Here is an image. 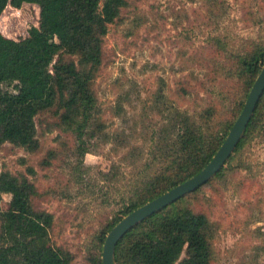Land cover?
Instances as JSON below:
<instances>
[{"label": "trees", "instance_id": "1", "mask_svg": "<svg viewBox=\"0 0 264 264\" xmlns=\"http://www.w3.org/2000/svg\"><path fill=\"white\" fill-rule=\"evenodd\" d=\"M201 2L206 8L203 29L214 26L217 31L230 2ZM257 3L260 8L264 5L255 2L256 9ZM24 4L36 6L39 27H30L25 38L15 40L9 30ZM129 6L128 0H0V147L10 143L32 154L39 152L36 118L49 116L52 129L74 136L78 165L92 139L110 143L118 151L125 149L120 160L130 167L126 174L115 164L111 174L101 173L113 188L121 178L122 192L116 214L100 225L94 237L88 264H102L105 237L124 216L210 162L264 65L263 33L256 38L239 37L242 43L233 46L229 35L209 34V85L198 81L194 89L179 86L176 94L183 100L198 99L202 90L211 95L210 102L191 113L170 100L160 86L132 127L110 133L101 121L93 85L103 65L108 27ZM218 82L228 85L219 88ZM222 114L227 117L221 118ZM256 138L264 140V91L242 139L220 171L196 191L129 230L115 247L116 264H215L213 226L207 214L195 211L191 203L204 186L225 177L227 165L243 166L242 152ZM60 153L56 147L47 149L42 166L51 167ZM33 174L31 167L18 174L0 169V199L8 194L13 205L0 209V264H74L68 250L50 243L54 218L33 205L37 196L29 179ZM24 229L33 235L32 246L20 240Z\"/></svg>", "mask_w": 264, "mask_h": 264}, {"label": "rangeland", "instance_id": "2", "mask_svg": "<svg viewBox=\"0 0 264 264\" xmlns=\"http://www.w3.org/2000/svg\"><path fill=\"white\" fill-rule=\"evenodd\" d=\"M128 1L130 6L121 19L108 27L103 65L93 85L101 121L110 133L132 127L160 86L170 100L191 113L210 102L211 95L202 90L198 99L188 96L183 100L176 94L179 86L194 89L198 81L209 85V34L229 35L234 40L232 46L242 43L239 37L264 36V5L260 8L257 3L258 9L254 7L255 2L264 0H227L230 8L218 21L217 31L214 26L203 29L206 8L201 0ZM20 11L9 30L15 40L26 36L30 27H39L36 6L25 5ZM138 14L141 20H137ZM259 21L262 24L256 23ZM226 85L228 82L219 83V88ZM229 87L227 91L233 94ZM52 123L49 116L36 118L37 153L3 144L0 169L15 174L25 173L28 167L34 170L29 175L37 189L33 205L54 218L50 243L68 250L74 264H88V252L100 225L120 206L123 181L118 179L113 188L101 173L111 174L114 164L124 174L130 167L120 160L125 149H112V144L101 139L88 142V153L78 165L74 136L52 129ZM53 147L63 153L51 167L44 168L41 160ZM240 159L243 166L227 165L225 177L204 186L191 203L195 211L207 214L213 226L215 264H264V140L254 139ZM12 207L11 196L2 194L0 209ZM19 237L32 246L29 230L24 229Z\"/></svg>", "mask_w": 264, "mask_h": 264}, {"label": "water", "instance_id": "3", "mask_svg": "<svg viewBox=\"0 0 264 264\" xmlns=\"http://www.w3.org/2000/svg\"><path fill=\"white\" fill-rule=\"evenodd\" d=\"M263 91L264 65L261 67L260 72L249 91L242 111L210 162L193 177L124 216L105 237L101 255L102 264H116L115 247L118 241L134 226L151 215L160 212L162 209L176 202L180 198L196 191L220 171L242 139Z\"/></svg>", "mask_w": 264, "mask_h": 264}, {"label": "crops", "instance_id": "4", "mask_svg": "<svg viewBox=\"0 0 264 264\" xmlns=\"http://www.w3.org/2000/svg\"><path fill=\"white\" fill-rule=\"evenodd\" d=\"M25 5V4H24ZM26 36H27V34H26ZM26 36H24L23 38H25Z\"/></svg>", "mask_w": 264, "mask_h": 264}]
</instances>
